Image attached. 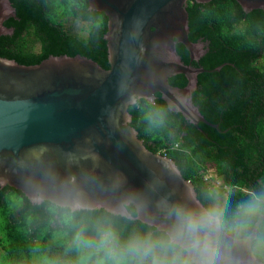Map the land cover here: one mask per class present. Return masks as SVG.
<instances>
[{"label":"water","instance_id":"water-1","mask_svg":"<svg viewBox=\"0 0 264 264\" xmlns=\"http://www.w3.org/2000/svg\"><path fill=\"white\" fill-rule=\"evenodd\" d=\"M87 10L107 17L104 35L109 67L75 54L49 55L24 64L0 55V188L19 191L32 204L50 198L26 185L30 172L92 174L103 183L115 178L160 200L198 199L175 161L148 148L131 125L132 106L160 96L193 125L208 122L191 100L197 88L198 59L207 50L187 38V1L85 0ZM244 12L263 9L264 0H235ZM15 19L9 0H0V36L12 34L3 22ZM40 168L35 163L42 162Z\"/></svg>","mask_w":264,"mask_h":264},{"label":"trees","instance_id":"trees-1","mask_svg":"<svg viewBox=\"0 0 264 264\" xmlns=\"http://www.w3.org/2000/svg\"><path fill=\"white\" fill-rule=\"evenodd\" d=\"M9 2L18 20L3 22L13 31L0 36L1 56L32 64L49 55L79 54L110 66L107 17L87 10L85 0ZM185 10L188 40L207 45L199 66L213 69L225 63L218 70L199 71L191 92L200 114L218 128L189 123L160 96L132 106L131 125L148 148L175 161L198 199L217 188L202 175L208 166L215 167L221 192L258 187L264 180V8L246 13L235 0H212L187 1ZM67 18L86 23V35L66 30ZM48 208L10 187L0 188V264H32L34 253L56 257L63 252L56 237L61 229Z\"/></svg>","mask_w":264,"mask_h":264},{"label":"clouds","instance_id":"clouds-1","mask_svg":"<svg viewBox=\"0 0 264 264\" xmlns=\"http://www.w3.org/2000/svg\"><path fill=\"white\" fill-rule=\"evenodd\" d=\"M23 180L48 193V211L61 229L63 252L34 253L32 264H264V180L237 193L217 187L202 200L155 203L122 177L103 195L92 174L45 169Z\"/></svg>","mask_w":264,"mask_h":264},{"label":"rangeland","instance_id":"rangeland-1","mask_svg":"<svg viewBox=\"0 0 264 264\" xmlns=\"http://www.w3.org/2000/svg\"><path fill=\"white\" fill-rule=\"evenodd\" d=\"M64 28L68 30L69 32L74 33L78 36H85L86 31H87L86 23L75 21L71 18H67L64 20ZM35 49H38L37 45L35 46ZM202 175L210 184H213L215 187H218L221 185L219 178H217L215 174L214 166L206 167L205 170L202 172Z\"/></svg>","mask_w":264,"mask_h":264},{"label":"flooded vegetation","instance_id":"flooded-vegetation-1","mask_svg":"<svg viewBox=\"0 0 264 264\" xmlns=\"http://www.w3.org/2000/svg\"><path fill=\"white\" fill-rule=\"evenodd\" d=\"M205 43V42H204ZM206 44V43H205Z\"/></svg>","mask_w":264,"mask_h":264},{"label":"built area","instance_id":"built-area-1","mask_svg":"<svg viewBox=\"0 0 264 264\" xmlns=\"http://www.w3.org/2000/svg\"><path fill=\"white\" fill-rule=\"evenodd\" d=\"M165 155V154H164Z\"/></svg>","mask_w":264,"mask_h":264}]
</instances>
